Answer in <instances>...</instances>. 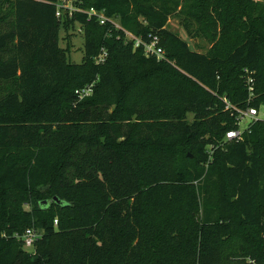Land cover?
<instances>
[{"label":"trees","instance_id":"16d2710c","mask_svg":"<svg viewBox=\"0 0 264 264\" xmlns=\"http://www.w3.org/2000/svg\"><path fill=\"white\" fill-rule=\"evenodd\" d=\"M75 2L106 21L0 1V264H264V122L216 147L238 127L231 105L264 106V0ZM176 13L206 51L166 28ZM107 16L157 35L164 58ZM74 22L84 55L70 64L59 26ZM187 151L199 166L178 164ZM181 203L191 216L171 210Z\"/></svg>","mask_w":264,"mask_h":264},{"label":"rangeland","instance_id":"374dc122","mask_svg":"<svg viewBox=\"0 0 264 264\" xmlns=\"http://www.w3.org/2000/svg\"><path fill=\"white\" fill-rule=\"evenodd\" d=\"M57 4H58V10L60 13V15H58V17L60 18V20H63V17L66 15L71 16V14L73 12L77 11L76 8L78 7L76 5L77 3L75 2V0H57ZM209 8H211V5H209ZM101 13L103 14V16L106 17V15H104V12H101ZM212 13H214V15H216V11H212ZM218 15H220V14H218ZM107 17H109V16H107ZM182 17L184 18V14L182 15L179 13H176L173 16H171L169 18L167 24H166V28L169 29L170 31L178 34L179 36H181L185 41H187V43L189 44V46L191 48H193L197 51H202V52L206 51L207 48L209 47L208 42L204 38L196 36L194 34V32H192L190 34V36L187 35L185 33L181 23H180V19H182ZM109 18L115 22L114 27L116 29H122L123 38L125 40L132 39V36H134V33H132L130 31L128 25H123L121 23V18L119 16H111ZM188 18L192 19L191 17H188ZM226 18H228V17H226V16L224 17V20H225L224 23L228 24L229 21H227ZM138 20L140 22H144L143 18L141 16L138 17ZM197 26H198V24L195 21H193V27L195 28ZM218 29H219V24H217L216 27H213L211 31L215 32L217 34ZM83 44H84L83 29H82V26L79 25V23L74 22V23L69 24V25H64L63 23H60V26H59V45L61 46L62 54L64 55L66 52L68 54V58L65 60L66 62H68L70 64H77L83 60V55H84ZM63 51H64V53H63ZM73 82H75V80ZM94 84H95V81H92L88 85L83 84V87L89 86V93L92 94L93 89H94ZM188 115H189V120H190V118L192 116H191V114H188ZM250 124L251 123L250 122L248 123L247 119H243L238 124L239 128H243L242 138H243L244 131L247 130V128L249 127ZM226 145H227V142H225V139L223 137H221L220 140L218 141L216 147H218V150L223 151V150H225ZM186 153L189 154V157L191 158V160H185V158H183V156L180 155V156H178L180 160H177L178 164L181 165V164L186 162V166H191V165L199 166V163H198V165H197V163H194V161H195L194 160V154L190 151H187ZM144 157H146V155ZM175 164H177V163L175 162ZM200 202H201V200H200ZM201 204H202V202H201ZM25 208H28V207L25 206ZM51 210L56 215L59 212V210L56 208V206H52ZM171 210H174L177 214L181 215L182 217L183 216H191V214H188V212L186 211L183 203L173 206ZM263 216H264V213H263ZM198 217H199V215L195 216V218H198Z\"/></svg>","mask_w":264,"mask_h":264},{"label":"built area","instance_id":"2783aa9c","mask_svg":"<svg viewBox=\"0 0 264 264\" xmlns=\"http://www.w3.org/2000/svg\"><path fill=\"white\" fill-rule=\"evenodd\" d=\"M77 11H83L87 13V17L90 18L91 16H96L101 24H103L106 21V17L103 16L101 12H98L96 9L90 7L88 10H83L76 8ZM56 15H60L59 10H58V4H57V10H56ZM133 41V46L134 47H139L142 46L144 53L148 56H154L158 60L164 58V50L163 48L159 45V37L157 35L151 36L150 34L148 35V39L143 40L140 36H132ZM106 56L105 50L101 51L100 54L95 58V62H101L103 61L104 57ZM251 78H249L248 83L251 84ZM248 90L252 91V86L249 85ZM78 92L80 97H83L85 95L90 94L89 93V86H86L80 90H76ZM249 100V99H248ZM229 104V103H228ZM230 105V104H229ZM232 108H235L237 111V117H238V124L240 121L243 119H247L248 123L254 122L257 120H261L264 122V106H252V105H247L245 108H237L231 105ZM242 132L243 128H235V129H230L225 132V141H238L242 139ZM54 224H56V220H54ZM39 236V231L33 229V228H27L24 233L20 236L24 248L26 250H31L34 246V242ZM263 240H264V235H263Z\"/></svg>","mask_w":264,"mask_h":264},{"label":"water","instance_id":"95a60500","mask_svg":"<svg viewBox=\"0 0 264 264\" xmlns=\"http://www.w3.org/2000/svg\"><path fill=\"white\" fill-rule=\"evenodd\" d=\"M54 199L56 200L57 198H56V197H54ZM42 203H44V204H45V203H47V201H46V200H43V201H42Z\"/></svg>","mask_w":264,"mask_h":264}]
</instances>
